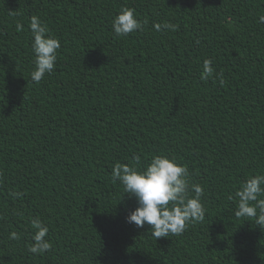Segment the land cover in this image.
<instances>
[{"label": "trees", "instance_id": "16d2710c", "mask_svg": "<svg viewBox=\"0 0 264 264\" xmlns=\"http://www.w3.org/2000/svg\"><path fill=\"white\" fill-rule=\"evenodd\" d=\"M123 8L143 30L118 38ZM32 16L61 45L39 83ZM260 16L264 0H0V264H264V225L234 215L264 174ZM165 23L175 30H155ZM154 155L187 166L205 209L156 239L126 222L137 203L111 175ZM36 218L42 254L28 251Z\"/></svg>", "mask_w": 264, "mask_h": 264}, {"label": "clouds", "instance_id": "9594fccd", "mask_svg": "<svg viewBox=\"0 0 264 264\" xmlns=\"http://www.w3.org/2000/svg\"><path fill=\"white\" fill-rule=\"evenodd\" d=\"M264 22V16L259 17ZM30 30L33 36L32 51L35 56V69L31 72V79L39 83L46 73H51L57 60V50L60 41L48 35V28L37 16L30 18ZM170 23L155 24L156 31L164 29L175 30ZM17 30H23L17 24ZM112 30L116 37L127 36L135 31H142L143 25L136 18L134 9L123 8L112 20ZM214 75L212 61L205 59L202 65L201 80H207ZM221 84L224 83L222 74H215ZM138 163L140 158L133 157ZM113 181H119L124 187V193L135 198L137 207L128 213L126 222L142 228L145 224L151 226L150 233L156 238L168 237L170 234L179 235L184 232L191 221H202L205 209L200 202L203 187L190 182V173L186 165L178 163L175 158L165 155H154L148 164L141 168L134 165L117 162L112 169ZM194 196H189V192ZM19 197L20 193H12ZM239 197L236 217L255 218L257 225H264V174H257L248 178L236 192ZM252 202H255L254 204ZM259 210V211H258ZM35 229L32 236L33 243L28 251L42 254L51 249V242L46 239L48 227L39 219L30 221ZM11 239H19L16 232L10 233Z\"/></svg>", "mask_w": 264, "mask_h": 264}]
</instances>
